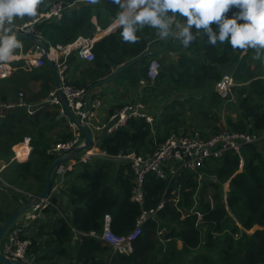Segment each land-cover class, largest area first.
Segmentation results:
<instances>
[{
	"label": "trees",
	"instance_id": "obj_1",
	"mask_svg": "<svg viewBox=\"0 0 264 264\" xmlns=\"http://www.w3.org/2000/svg\"><path fill=\"white\" fill-rule=\"evenodd\" d=\"M58 1L62 2L60 17L35 22L47 47L67 45L80 36L93 37V16L106 27L124 11L122 0L104 4H98L100 0H0V21L12 26L33 21ZM75 1L83 3L76 8ZM205 1L213 12L220 9L221 13L206 16L201 25L190 15L170 45L177 57H166L169 49L159 54L161 70L148 91L162 101V112L153 114V124L144 117H131L114 132L103 133L98 147L106 155L153 153L174 131L200 128L206 136L226 127L251 133L264 130V30L255 35L234 18L240 16L256 31L264 24V0ZM188 3L146 0L135 10L138 17L95 41L93 61L85 63L76 53L67 57L68 72L73 66L70 71L80 74L67 77L66 83L87 90L121 65L162 46ZM6 43H21L25 52L34 46L33 41L3 30L0 49ZM150 58L134 62L117 77L137 86L142 78L149 79ZM44 60L43 67L3 79L0 101L17 99L21 91L30 103L46 98L56 83ZM225 71L236 82L227 97L214 87ZM23 79L41 80L40 90L28 96ZM58 107L32 115L25 107H14L0 115V161L6 163L2 176L30 196L44 189L46 172L57 157L54 144L75 136L69 120L58 118ZM25 137H30L29 157L13 158L14 145ZM79 137L83 139L84 134L80 132ZM91 161L77 163L65 173L63 191L69 196L71 214L61 207L60 196L53 194L55 205L42 209V215L33 220L34 227L26 229L24 237L32 240L28 252L35 264H264V139L244 145L240 153L228 150L221 157L208 158L197 170L184 167L165 177L148 173L142 203L131 198L135 173L129 161ZM174 197L179 198L177 202ZM163 198L164 205L158 208ZM26 199L27 195L14 190L0 191V222ZM150 209L156 212L144 223L129 253L114 252L111 245L91 235L102 232L106 213L112 217V231L125 235Z\"/></svg>",
	"mask_w": 264,
	"mask_h": 264
},
{
	"label": "built area",
	"instance_id": "obj_2",
	"mask_svg": "<svg viewBox=\"0 0 264 264\" xmlns=\"http://www.w3.org/2000/svg\"><path fill=\"white\" fill-rule=\"evenodd\" d=\"M126 1V0H125ZM192 1L194 11L191 16L194 22L198 25H201L206 16H214L215 14H220L219 9L214 13L210 5L205 0H189ZM136 8L135 4H131V0L125 4L124 11L116 17L111 23L106 27H102L98 23L96 24V33L93 37H83L80 36L72 43L67 45L56 44L50 45L48 47V57L55 58L56 65L58 67V75L61 82V88L65 92L68 104L76 116H79L81 122L86 125L92 132L93 144L91 149L85 151L80 155L76 161L77 163H86L91 159L92 154H101L99 150V142L101 140V134L103 133H112L117 130L119 127L125 125L129 118L131 117H144L151 124L154 123V116L144 110V105L138 103L136 105H125L117 109L111 115L110 121L107 123L97 124L93 121V116L95 108L99 106V99H95L92 104L84 108L85 105V96L87 90L84 88H73L72 86L66 83V68H67V57L71 53H76L81 59L86 61H93L95 58L93 52V46L97 40L98 34H109L116 31L123 23L127 22ZM62 14V2H56L53 7L46 13L41 14L33 21L25 22L15 26L22 32L30 33L36 36L38 39H42L41 33L35 26V22L41 18H53L60 17ZM236 20L242 22L244 25H247L252 31L250 23H246L240 16L234 17ZM1 27H0V36H1ZM253 33V32H252ZM254 34V33H253ZM251 34V35H253ZM256 35V34H255ZM23 53V52H22ZM61 55V56H59ZM23 57L26 59L28 65L33 66H42L44 64V51L42 47L38 44L35 46L34 51H28L24 53ZM11 59L7 57H0V77L4 78L11 74L13 70V65L10 62ZM161 70L160 61L156 58L150 59L148 66V76L149 81L153 82L157 79L159 72ZM146 81H142L144 83ZM236 84L234 76L231 72L224 73L221 79L217 82V91L223 96L227 97L232 94V87ZM61 99L58 95V88L51 91L46 98L37 104L28 103L24 98V93L21 91L16 100L5 102L0 104V108L6 109L11 107H25L27 113L32 115L37 110H43L55 106H60ZM64 111V108H61V112ZM80 132L75 131V136L72 139L59 141L54 144L52 151L56 152L57 155L61 153H66L72 150L74 147L83 143V139L79 137ZM264 139V130L261 133H251L249 131H236L228 129L227 127L222 131L217 133H212L210 135H203V132L200 128L187 131V132H171L167 138L159 145V147L153 152L146 155L137 154L136 152H130L126 155L119 154L116 157H124L127 161L130 162L131 168L135 173V188L132 195V199L138 202H143L144 199V190L143 184L148 173L154 172L161 177L165 176H174L178 173L179 169L189 168L191 170H197L206 159L208 158H218L221 157L226 151L233 150L238 153L241 152V149L244 145L250 143H261ZM22 142L30 144V137H25ZM16 144L14 146V156L17 158L20 154L16 150ZM105 153V152H104ZM74 164V165H75ZM73 165V166H74ZM5 165L0 167V179L3 182V186L0 188L2 191H7L10 189L20 190L7 181H4L2 178V170ZM66 168L63 163L58 167V173L65 172ZM56 187H52V192L56 193ZM226 191V190H225ZM23 192V191H22ZM25 193V192H23ZM27 194V193H26ZM51 195L36 206H34L33 212L30 216L27 215L26 218H37L42 215V209L50 205H55L51 199ZM227 194L225 193V198ZM178 197H174L175 202L178 201ZM165 198L162 199L158 208L163 207ZM157 208V209H158ZM156 212V209L145 210L137 220L135 227L125 235H119L112 231L111 222L112 217L109 213H106L104 216V227L101 233L91 232V235H94L100 238L105 243L112 246L114 252L120 253H129L133 250L132 243L139 237L142 233V227L144 223L149 219V217ZM24 220V219H23ZM23 220L15 224L7 233L2 246L1 251L7 255L24 259L26 261L34 263V257L29 255V247L32 243L31 238L24 237L25 233V223ZM1 226V222H0Z\"/></svg>",
	"mask_w": 264,
	"mask_h": 264
},
{
	"label": "crops",
	"instance_id": "obj_3",
	"mask_svg": "<svg viewBox=\"0 0 264 264\" xmlns=\"http://www.w3.org/2000/svg\"><path fill=\"white\" fill-rule=\"evenodd\" d=\"M101 3H98V4H104V1L105 0H100ZM123 1V0H122ZM126 1H129V0H126ZM146 0H131V4H135L136 5V8L134 9L133 13H132V16H136L138 17L137 13H136V9L138 7H140ZM84 2H99V0H88V1H84ZM83 3V1H75L73 3V7H76L78 8L81 4ZM189 4V3H188ZM187 4V6H188ZM124 5H125V2H124ZM187 6H185L183 9H185ZM182 9V10H183ZM181 10V11H182ZM193 10V7H191L188 11H186L180 22H179V25H178V28H177V31L176 33L179 31V29L181 28V26L183 24H187L188 23V20H189V17L191 15V11ZM181 13V12H180ZM179 13V14H180ZM174 19V18H173ZM177 19H178V16L176 18V22H177ZM93 22L94 23H97V17L96 16H93ZM175 22V23H176ZM104 28V27H103ZM252 30H253V33L254 34H257L258 32H260V30H264V26L261 25L260 27H258L255 31V29L252 27ZM7 31V30H6ZM107 34H96L97 36V40L100 39L101 37L105 36ZM176 35V34H175ZM0 38H3V30H1V36ZM26 40V39H25ZM167 40V39H166ZM166 42V41H165ZM164 42V43H165ZM172 42V41H171ZM170 42L169 46L166 48V49H169L168 51H170V53L172 52L171 51V48H170V45L172 44ZM36 45H38L37 43L34 42V46L35 47ZM154 48H151L149 50H152ZM165 49V50H166ZM31 50V49H30ZM28 50V51H30ZM26 51V52H28ZM167 51V52H168ZM23 52V53H22ZM24 51V46L23 44L21 43H18L16 45H11V44H8L6 43L5 46H4V49L1 51L0 50V57H7V58H11L10 62L12 63L13 65V70L11 72L10 75H8L7 77H4V78H1L0 77V86H1V82L3 81V79H8V78H11L13 75H15V73L17 71H20V70H25L27 73L30 72L32 70L33 67H37V66H33V65H28L26 63V59L23 57L24 53H26ZM164 52V50L162 51ZM162 52H160L161 54H163ZM167 52L165 53L167 55ZM174 52V51H173ZM175 53V52H174ZM72 54V53H71ZM159 54V53H158ZM61 56V55H59ZM151 57L150 59L152 58H156L159 60V57L160 55H156V56H149ZM80 58V57H79ZM46 59V58H44ZM53 63L55 64V67H56V70H58V67L56 65V61H55V58H50ZM81 59V58H80ZM47 60V59H46ZM83 62L85 63H88V62H91V61H86L84 59H81ZM45 62V60H44ZM66 63H67V60H66ZM44 65V64H43ZM42 65V67H43ZM69 69V66L67 64V68L65 71L66 72V76L69 77V78H74V77H78L79 76V70H72L70 71L71 69H74L73 66H70V70L68 72ZM58 72V71H57ZM121 72V71H120ZM119 72V73H120ZM118 73V74H119ZM225 73H229L228 71H225ZM17 74V73H16ZM22 75V74H21ZM116 78H114L113 80L109 81V82H106V83H103V84H98V85H94L91 87V90H90V95H89V99L87 101L88 105L92 104V102L95 100V99H99L100 101V104L99 106H97L95 108V112H94V116H93V121L97 124H102V123H107L110 121V118H111V115L113 114V109L115 108V111L125 105H136L138 103H142L144 105V110L150 114H154V113H157V112H153L149 105H150V102L154 100V94L151 93V91H148V86L151 85V84H154V81L153 82H150L146 77L145 78H142L140 80V82L138 83L137 86H134V85H131V83L129 82V80H127L126 78L122 77V78H118L117 75L115 76ZM146 81L144 83H142V81ZM22 82H27L23 79ZM27 84V87H23L27 93V95L29 96L31 94V92H38L40 90V87H41V80H31L29 82L26 83ZM215 89H218L217 88V83L215 84ZM55 88H56V85H55ZM55 90V89H54ZM88 90V89H87ZM53 91V90H52ZM19 95V94H18ZM59 95V94H58ZM87 95V94H86ZM18 97V96H17ZM60 97V96H59ZM149 98L148 100L146 98ZM24 98H25V94H24ZM16 99V98H15ZM14 99V100H15ZM26 100V99H25ZM10 102V100H8ZM13 101V100H11ZM37 101V100H36ZM35 100H33L32 102H35V103H32V104H37L39 102H36ZM85 101V99H84ZM6 101H0V104H3L5 103ZM28 102V101H27ZM30 103V102H28ZM121 105V107H120ZM57 107V106H56ZM118 107V108H117ZM53 107H51L50 109H52ZM61 108H63V105H62V101H61V104L60 106L58 107L59 109V112L61 113ZM114 111V112H115ZM2 112H0V115H1ZM59 113V114H60ZM67 118V117H66ZM68 119V118H67ZM69 120V119H68ZM69 124L73 127V130L74 131H77L75 126L72 125L69 121ZM100 134L102 135L103 132H100ZM19 145L16 146V150H18L20 152L19 156L17 157V159L19 160H22V159H26L29 157L30 153H31V150H32V147L30 146V144L28 143L27 144V152L24 153L26 150H23L22 152L20 151L21 149H25L23 147L22 144H26V142H20L18 143ZM15 146V145H14ZM14 149V147H13ZM29 150V151H28ZM100 150V149H99ZM15 151V149H14ZM101 151V150H100ZM30 152V153H28ZM103 153L101 154H106L104 153V151H101ZM81 155V154H80ZM77 156L75 159H72V160H68V161H65L63 162V165L64 167L66 168V171L65 172H62V173H59L60 175H58V173L54 174L53 176V180H54V184H53V187H56L57 190L55 191L56 193H53V194H57L60 196V205L62 208L63 207V196L60 195L59 191H62L65 193V191H63V183H64V178H65V173L72 169L73 167L75 168L76 164L74 163V161H76L77 158L80 157ZM92 159V158H91ZM91 159L89 161H91ZM75 164V166H73ZM243 164H244V161L242 160V163H241V168L243 167ZM2 165H5L6 167V163L4 161H0V167ZM4 167V168H5ZM224 189L227 191L229 189V182H226L224 184ZM27 193V194H26ZM24 193V195H27V198L29 197V193L26 192ZM66 194V193H65ZM68 195V194H67ZM58 205V204H57ZM66 210H68V213L71 214V208H70V205H69V196H68V207L67 208H64ZM33 212V209L32 210H29V213H28V216L31 215V213ZM232 213V212H231ZM236 218V217H235ZM33 218H25L23 220V223H25V232H26V229H30V227H34L32 225L33 223ZM237 220V219H236ZM237 223H239V221L237 220ZM258 228V226H256ZM2 244H4L2 242ZM1 244V246H2ZM177 244H178V247L181 248L182 247V241L179 239L177 241Z\"/></svg>",
	"mask_w": 264,
	"mask_h": 264
},
{
	"label": "water",
	"instance_id": "obj_4",
	"mask_svg": "<svg viewBox=\"0 0 264 264\" xmlns=\"http://www.w3.org/2000/svg\"><path fill=\"white\" fill-rule=\"evenodd\" d=\"M191 7H192V1H190L188 6L185 9H183L181 11V13L178 15L177 22L175 23L169 37L166 40V42L162 46L155 48V49H152V50H148L145 53H143L142 55L135 58L134 60L128 61L127 63L121 65L112 74H110L108 77L100 80L95 85H98V84L100 85V84L109 82V81L113 80L114 77L120 71H122L123 69L132 65L134 62L141 60L144 57H149L151 55L158 54V53L162 52L163 50H165L169 46L172 39L174 38L176 31H177V28H178V25H179V22L183 16V14L186 11H188ZM0 27H1V29L9 31L10 33H12L15 37H17L19 39H26V40L33 41L42 47V49L44 51V56L47 59V62L49 64V66L52 70L53 76L55 78L56 87L58 88V94L60 96V99L62 101V105L64 108V111L59 114L58 118L67 117L69 119L70 123L75 126L76 130L84 134L83 143L74 147L72 150H70L66 153H61V154L57 155L56 159L49 166V168L46 172L44 189L41 192H39L35 195H32L28 199H26V201H24L4 221L1 222V226H0V263H2V264H32L31 262L26 261L24 259L13 257V256L5 254L4 252L1 251V244L4 241L9 230L15 224H17L19 221H21L27 217L30 209H32L34 206L40 204L42 202V200L46 199L48 196L51 195L52 187L54 184L53 176L55 173L56 174L58 173L59 165L65 161L75 159L80 154L91 149L92 144H93V136H92L91 130L86 125H84L81 122L80 117L76 116L73 113V111L71 110V108L68 104V100L66 98L65 92L61 88V82H60L58 72H57L56 68L54 67L53 61L48 57L47 45L42 40H40L36 36H34L33 34L22 32L18 28L14 27L12 25H9L5 22L0 21ZM90 90H91V87L88 88V90H87V95L85 96L84 108H86V106H87V101L89 99ZM90 157L91 158H101V159L110 160L113 162H123V161L127 160L124 157H115V156H109L106 154H99V153L98 154H92ZM58 175H60V174L58 173ZM59 193H60V195L63 196V207L67 208L68 207V195L62 191H59Z\"/></svg>",
	"mask_w": 264,
	"mask_h": 264
},
{
	"label": "rangeland",
	"instance_id": "obj_5",
	"mask_svg": "<svg viewBox=\"0 0 264 264\" xmlns=\"http://www.w3.org/2000/svg\"><path fill=\"white\" fill-rule=\"evenodd\" d=\"M17 25H19V24H15V26H17ZM263 26H264V24H263ZM263 30H260V32H262ZM251 32H253V31H251ZM259 32V33H260ZM254 37V36H253ZM3 49V48H2ZM34 49H35V47H32L31 48V50L30 51H34ZM171 53H170V51H168L167 52V55H166V57H171V59H174V58H176L177 57V53H174L173 52V50L171 49ZM159 54H161V53H159ZM158 54V55H159ZM44 65H45V62H44ZM43 65V66H44ZM263 65H264V58H263ZM40 67H42V66H37V67H33V68H40ZM114 78H116V77H114ZM120 78H122V77H120ZM162 105H163V103H162V101L159 99V98H157V99H154L153 101H151L150 102V105H149V107H150V109L153 111V112H157V113H161L162 112ZM11 108H13V107H11ZM6 109H9V108H6ZM6 109H2V108H0V112H2V113H4L5 111H6ZM182 132V131H181ZM91 162H93V161H91ZM2 178H3V176H2ZM4 179V178H3ZM4 181H6L5 179H4ZM3 186V182H2V180L0 179V188ZM10 190H14L16 193H19V194H24L22 191H20V190H15V189H10ZM0 191H2V190H0ZM255 228H257V227H255ZM249 232H252V230H250Z\"/></svg>",
	"mask_w": 264,
	"mask_h": 264
},
{
	"label": "clouds",
	"instance_id": "obj_6",
	"mask_svg": "<svg viewBox=\"0 0 264 264\" xmlns=\"http://www.w3.org/2000/svg\"><path fill=\"white\" fill-rule=\"evenodd\" d=\"M124 2H125V4L128 3V1L123 0V1H122L123 5H124ZM189 2H190V1H189ZM192 7H193V4H192ZM193 8H194V7H193ZM124 9H125V5H124ZM219 10H220V9H219ZM220 11H221V10H220ZM215 12H216V11H215ZM215 12H214V13H215ZM14 27H15V26H14ZM2 30H4V29H2ZM3 49H4V48H3ZM3 49H0V50L2 51ZM11 58H12V57H11ZM11 58H8V59H11ZM82 154H83V153H82ZM52 195H53V194H52ZM52 195H51V196H52ZM29 197H30V195H29ZM29 197H28V198H29ZM48 197H49V196H48ZM28 198H27V199H28ZM30 210H32V209H30ZM28 213H29V212H28Z\"/></svg>",
	"mask_w": 264,
	"mask_h": 264
},
{
	"label": "bare ground",
	"instance_id": "obj_7",
	"mask_svg": "<svg viewBox=\"0 0 264 264\" xmlns=\"http://www.w3.org/2000/svg\"><path fill=\"white\" fill-rule=\"evenodd\" d=\"M25 143V142H24ZM23 145V147L25 148V149H21L20 151L22 152L23 150H26L24 153H26L27 152V143L26 144H22ZM29 151V150H28ZM28 153H30V152H28Z\"/></svg>",
	"mask_w": 264,
	"mask_h": 264
}]
</instances>
